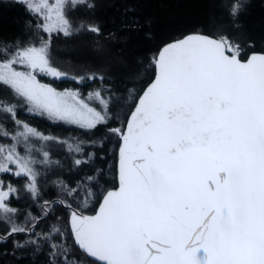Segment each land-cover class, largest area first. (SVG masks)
I'll use <instances>...</instances> for the list:
<instances>
[{"label":"snow or ice","instance_id":"1","mask_svg":"<svg viewBox=\"0 0 264 264\" xmlns=\"http://www.w3.org/2000/svg\"><path fill=\"white\" fill-rule=\"evenodd\" d=\"M15 2L29 19L26 38L0 42V84L12 96L0 99V113L12 123L11 130L0 124V139L11 141L0 142V244L23 235L14 247L32 248L34 256L47 248V264H79L75 250L93 264H264V48L242 44L224 26L182 34L151 54L152 74L128 90L129 111L120 120L111 111L109 76L51 55L60 35H102L91 19L74 17L94 10V0ZM245 5L222 3L232 20ZM43 78L77 87L60 91ZM97 82L87 96L80 91ZM25 107L87 132L118 123L108 128L119 140L114 186L100 185L96 169L75 186L52 181L56 195L44 198L40 166L59 161L33 141L68 142L20 119ZM85 144L68 145L83 157L74 159L77 168L96 155L85 156ZM22 194L38 214L26 208L21 219L11 199ZM57 206L67 220L57 216L38 231Z\"/></svg>","mask_w":264,"mask_h":264},{"label":"trees","instance_id":"2","mask_svg":"<svg viewBox=\"0 0 264 264\" xmlns=\"http://www.w3.org/2000/svg\"><path fill=\"white\" fill-rule=\"evenodd\" d=\"M223 2L224 0H94L96 5L94 10L87 12L80 9L74 13V17L91 19L100 26L102 35L88 33L73 37L60 35L53 40L51 55L55 61H71L82 66L84 70L109 76L115 82L112 85L111 111L115 117L125 120L130 106L128 90L139 89L143 80L152 74L151 69L146 67L149 64V57L164 43L191 31L210 33L219 26H224L239 37L242 44L246 42L253 45L255 50L264 48V0H246V5L236 20L228 16L222 7ZM27 19L29 17L25 15L24 8L15 0H0V42L26 38L24 21ZM42 82L52 83L60 91L77 87L69 80L54 82L50 78H43ZM97 86L98 82L89 83L86 87H81L80 91L87 96L88 91ZM0 99H12L10 90L6 91L2 84ZM18 115L39 132L66 140L68 145L85 141L84 155L96 154L88 164L77 168L73 164L74 159L83 157L66 150L61 143H42L34 140L37 149L43 148L45 151L60 149L58 152L50 153L51 159L59 161V165L54 164L50 168L40 166L41 172L46 173L40 180L44 198L52 199L56 195L52 181L63 179L75 186V183L83 180L85 175L95 174L96 169L102 170L100 185L105 188L114 186L119 140L108 135V128L118 127V123L109 122L107 127L98 126L93 132H87L76 125L52 121L47 116L28 114L26 107L21 108ZM0 124L9 130L12 129L10 119L2 113ZM90 141H103V147L99 143H87ZM0 142L11 141L0 139ZM36 155L39 157L38 152ZM6 179L12 180L13 183H23L22 180H14L11 176ZM92 187L94 191L99 192L98 186ZM84 195L86 193L82 192L81 199ZM11 204L21 210V219L26 208H31L37 213V209L26 194H22L19 200L13 197ZM57 216L64 217L66 221L68 213L63 207L57 206L55 215L49 216L37 230L40 228L48 230L50 225L57 222ZM61 226L67 225L64 223ZM3 231L4 225L0 224V232ZM13 239L22 242L25 237L18 235L0 244V264H47L45 254L47 248L34 256L32 248H15ZM75 257L79 264H93L92 259L85 257L78 250H75Z\"/></svg>","mask_w":264,"mask_h":264},{"label":"rangeland","instance_id":"3","mask_svg":"<svg viewBox=\"0 0 264 264\" xmlns=\"http://www.w3.org/2000/svg\"><path fill=\"white\" fill-rule=\"evenodd\" d=\"M46 143H48V142H46ZM62 147H64L66 150H69L68 144H62ZM58 151H60L59 148L48 149V152H49V153H54V152H58ZM77 157H78V156H77Z\"/></svg>","mask_w":264,"mask_h":264}]
</instances>
